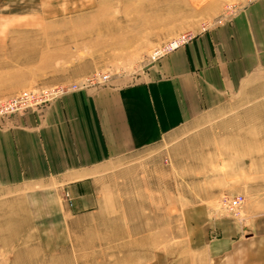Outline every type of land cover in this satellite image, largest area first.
Masks as SVG:
<instances>
[{
    "label": "rangeland",
    "instance_id": "obj_1",
    "mask_svg": "<svg viewBox=\"0 0 264 264\" xmlns=\"http://www.w3.org/2000/svg\"><path fill=\"white\" fill-rule=\"evenodd\" d=\"M250 1L0 0V100L51 93L47 102L0 120L27 111L40 116L68 92L140 82L171 53L161 51L170 40L187 34L191 39L175 50L186 48L228 25ZM252 57L245 75L219 80L217 103L186 126L110 160L92 182L61 184L28 206L13 204L11 244L4 248L7 236L0 238V264H202L182 230L186 214L194 229L208 228L207 211L232 221L236 246L251 233L259 237L264 69ZM103 75L108 79L83 86ZM237 194L243 201L232 214L221 200ZM206 233L208 241L217 234Z\"/></svg>",
    "mask_w": 264,
    "mask_h": 264
},
{
    "label": "crops",
    "instance_id": "obj_2",
    "mask_svg": "<svg viewBox=\"0 0 264 264\" xmlns=\"http://www.w3.org/2000/svg\"><path fill=\"white\" fill-rule=\"evenodd\" d=\"M254 54L264 69V0L250 1L225 27L171 51L140 82L68 92L40 116L27 111L1 119L0 222L7 225L0 227V238L7 236L4 248L11 244L13 204L28 206L45 189L61 184L92 182L108 172L103 165L110 160L156 144L186 126L198 112L217 103L215 90L221 78L232 81L245 75ZM228 56L237 65H230ZM220 57L229 64H219ZM203 216V227L208 228L195 230L194 219L186 214L182 230L188 248L194 247L201 256L198 263L264 264V214L257 220L259 237L251 233L241 247L233 239L235 226L230 219L213 211ZM209 228L217 232L210 241L204 240Z\"/></svg>",
    "mask_w": 264,
    "mask_h": 264
},
{
    "label": "built area",
    "instance_id": "obj_3",
    "mask_svg": "<svg viewBox=\"0 0 264 264\" xmlns=\"http://www.w3.org/2000/svg\"><path fill=\"white\" fill-rule=\"evenodd\" d=\"M202 30H204V28ZM189 39H191V36L187 34L180 35L170 40L162 48L161 51L169 52L175 50ZM97 78L98 79L101 78L102 81H105L108 79V76L103 75V76H97L95 78H91L87 80V82H85L83 86L86 87L94 84V81ZM71 88L75 89L76 86L73 85ZM50 95L51 93H49L48 91H46L44 94H39V92H23L15 97L6 100H0V118H3L13 113L23 112L27 108L37 107L42 103L47 102L49 100ZM242 201H243V197L240 194H237L231 197L223 198L221 200V205L222 207L226 208L229 213L234 214L241 205Z\"/></svg>",
    "mask_w": 264,
    "mask_h": 264
},
{
    "label": "bare ground",
    "instance_id": "obj_4",
    "mask_svg": "<svg viewBox=\"0 0 264 264\" xmlns=\"http://www.w3.org/2000/svg\"><path fill=\"white\" fill-rule=\"evenodd\" d=\"M162 53H163V51H162ZM76 86V85H75Z\"/></svg>",
    "mask_w": 264,
    "mask_h": 264
}]
</instances>
